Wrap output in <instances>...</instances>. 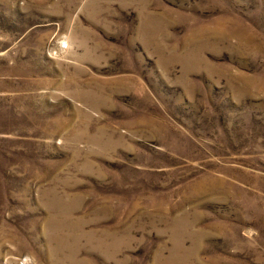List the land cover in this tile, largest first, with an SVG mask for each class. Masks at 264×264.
Here are the masks:
<instances>
[{"label":"rangeland","instance_id":"rangeland-1","mask_svg":"<svg viewBox=\"0 0 264 264\" xmlns=\"http://www.w3.org/2000/svg\"><path fill=\"white\" fill-rule=\"evenodd\" d=\"M0 264H264V0H0Z\"/></svg>","mask_w":264,"mask_h":264}]
</instances>
